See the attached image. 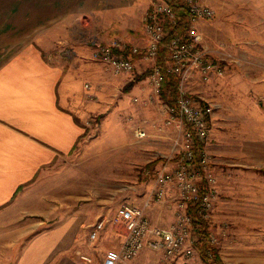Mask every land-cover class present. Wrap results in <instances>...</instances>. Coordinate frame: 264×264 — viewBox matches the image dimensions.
Returning a JSON list of instances; mask_svg holds the SVG:
<instances>
[{
	"label": "crops",
	"instance_id": "0c3cea01",
	"mask_svg": "<svg viewBox=\"0 0 264 264\" xmlns=\"http://www.w3.org/2000/svg\"><path fill=\"white\" fill-rule=\"evenodd\" d=\"M152 1L0 0V247L9 246L0 249V264H86L79 253H93L102 259L107 249L122 242L121 229L112 222L96 240L89 239L91 226L112 218L119 206L115 207L112 195L106 197L88 185L84 187L82 182L87 180L76 173L83 119L97 107L86 93L97 95L102 75L105 77L103 64L91 58L93 46L87 43V37L98 35L103 41L121 38L131 45L144 44L145 15ZM202 1L216 10L219 33L229 26L224 20L232 18L238 43L253 46L254 40L261 41L250 34H264V0L260 4L248 0L253 3L248 6L237 0ZM261 55L255 53L254 60L263 61ZM135 62L134 72L141 65H150L140 57ZM132 73L117 74L116 80L127 85ZM138 91L133 86L134 95ZM222 121L220 113L214 111L208 143L220 192L230 190L225 182L236 173L264 176L260 170L264 168V136H233L235 143L224 147L220 139L225 127L219 130ZM152 160H146L145 166ZM65 162L66 166L60 168ZM130 164L129 157L123 158V168ZM39 177L44 182L37 193L34 186ZM149 180L148 188L154 185L151 177ZM221 180L226 186H221ZM20 185L23 188L12 199ZM144 186L139 194L123 188L118 203L143 205L150 195H143ZM170 193L166 202L153 201L147 208L153 223L167 225L174 220V194ZM31 207L36 208L40 219L35 225L38 230L32 236L31 230H22L17 238L10 239L13 231L6 229ZM47 221L56 223L43 227ZM25 236L28 239L16 248L19 237ZM160 256L145 249L134 260L118 264H143Z\"/></svg>",
	"mask_w": 264,
	"mask_h": 264
},
{
	"label": "rangeland",
	"instance_id": "374dc122",
	"mask_svg": "<svg viewBox=\"0 0 264 264\" xmlns=\"http://www.w3.org/2000/svg\"><path fill=\"white\" fill-rule=\"evenodd\" d=\"M237 1L245 2L246 6L253 5L252 2H246L248 0ZM260 3V0L254 2ZM263 16L260 14L259 17ZM224 21L229 26L223 28L221 33L218 32L217 15L197 23L203 34L202 47L209 50L211 56L220 58L225 68L224 75L204 82L198 73H194L189 78L188 88L192 96L202 102L207 100L201 96H207L211 99L208 102L216 105L214 111L220 113L223 119L219 130L225 127V132L221 131L220 140L224 147H230L235 143L233 136H264V60H254L255 53L264 57V34L258 37L250 34L261 41L254 40L253 46H249L248 42L242 45L235 40L233 19L227 18ZM168 22L170 21L167 20L166 23ZM220 40L223 42L219 43ZM103 66L105 77L102 75L98 87L100 92L95 96L86 93L87 99H93L97 107L83 119V136L77 145L80 153L76 173L81 179L85 177L87 180L82 182L84 187L88 185L90 190L102 192L106 197L112 195L115 207H118L123 203H118L123 188L139 194V188L145 183L143 195L150 193L153 186L148 188L150 177L143 175L145 163L157 157H168L174 132L164 125L160 114V103L165 100L154 93L149 74H145L150 65H141L139 70L133 71L132 80L137 75L142 79L128 88L122 81L116 80L117 74ZM98 71L102 73L100 68ZM143 73L147 76H141ZM133 86L141 90L136 95L132 92ZM85 89H90L88 83L85 84ZM138 128L146 131L144 138L136 137L135 130ZM127 155L131 164L130 167L123 168L122 161L123 158H128ZM66 164L65 162L60 168ZM86 172H89V177ZM249 174L251 176L248 173H236L230 181L225 182V188L230 190L219 191L213 219L208 222V232H214L218 238V243L210 247L218 251L226 264H264V176L260 178L254 173ZM217 175L219 176L218 173ZM43 182L39 177L35 183L37 193L41 192ZM220 183L221 186L225 185L223 180ZM35 209L31 207L28 209L30 212L19 214L21 219L6 229L13 231L9 235L10 239L17 238L22 230H31V236L35 234L38 230L35 225L40 221ZM53 223L56 222L47 221L42 226L47 227ZM195 233V236L198 235L197 229ZM19 238L20 242L16 245L18 249L28 239L26 236ZM6 246L8 249L7 244L1 245L0 249L4 250ZM95 257L98 258L96 254ZM195 264H206L200 253Z\"/></svg>",
	"mask_w": 264,
	"mask_h": 264
},
{
	"label": "built area",
	"instance_id": "2783aa9c",
	"mask_svg": "<svg viewBox=\"0 0 264 264\" xmlns=\"http://www.w3.org/2000/svg\"><path fill=\"white\" fill-rule=\"evenodd\" d=\"M185 3L192 20L184 32L174 33L166 44V71L179 80L176 102L160 103L163 123L174 132L171 152L153 170L144 172L154 185L143 205L123 202L112 218L98 220L91 226L90 240H96L108 222L120 227L123 240L118 246L107 249L102 259L93 253H79L80 260L86 264L130 262L145 249L161 256L143 264H194L200 253L198 244L218 243L217 234L208 232L209 235L203 237L196 223L199 219L206 222L213 219L218 200V180L208 150L216 105L192 96L188 81L198 73L202 81L208 82L224 75L225 68L220 58L211 56L209 50L202 47L203 34L197 27L199 21L215 17L216 10L201 0H185ZM176 19L177 14L167 0H153L145 15L144 44L131 45L121 38L103 41L91 35L87 37V43L93 46L91 58L113 74L132 73L136 67L135 57L144 58L152 69L149 80L154 93L160 95L165 75L157 63L159 48L167 35L166 21ZM135 135L144 138L146 131L138 128ZM171 191L175 218L167 225H156L146 210L153 201L166 202ZM196 229L198 235L195 236Z\"/></svg>",
	"mask_w": 264,
	"mask_h": 264
},
{
	"label": "trees",
	"instance_id": "16d2710c",
	"mask_svg": "<svg viewBox=\"0 0 264 264\" xmlns=\"http://www.w3.org/2000/svg\"><path fill=\"white\" fill-rule=\"evenodd\" d=\"M169 4L172 6L174 11L177 14V19L173 23H166V29H167V35L165 36L163 40V44L159 48V55L157 58V63L163 68V72L165 75V80L163 83V88L160 93L161 98H164L166 102L169 104H174L176 102V87L178 85V77L175 76L174 74L168 73L166 71V55L168 52V49L166 47V44L169 40V38L176 32H184L186 30L187 25L191 22L192 20V14L190 13L188 6L185 3V0H167ZM134 57V56H133ZM136 56L135 58H137ZM152 69L148 68V71L145 72V74L151 73ZM144 73L141 76H147ZM138 79H142L140 75H137L133 80H131L129 83H127V88L130 87L134 82H136ZM163 157H157L156 159L150 161L149 163L146 164V167L149 169H154L156 164L163 160ZM262 172H264V168L260 169ZM23 188V185H20L14 195L12 196V199L21 191ZM191 212H193V209H190ZM196 223H199L198 230L199 233L203 237H207L208 234V222L204 220H197ZM199 252L201 254L202 259L205 261L206 264H226L218 254V251L215 248L210 247V245L206 242L203 241L200 246H198ZM209 250V252H208Z\"/></svg>",
	"mask_w": 264,
	"mask_h": 264
}]
</instances>
